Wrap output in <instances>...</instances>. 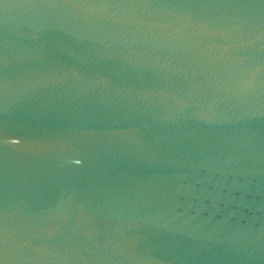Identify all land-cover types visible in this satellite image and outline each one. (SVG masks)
Returning a JSON list of instances; mask_svg holds the SVG:
<instances>
[{"label": "water", "instance_id": "obj_1", "mask_svg": "<svg viewBox=\"0 0 264 264\" xmlns=\"http://www.w3.org/2000/svg\"><path fill=\"white\" fill-rule=\"evenodd\" d=\"M0 264H264V0H0Z\"/></svg>", "mask_w": 264, "mask_h": 264}]
</instances>
